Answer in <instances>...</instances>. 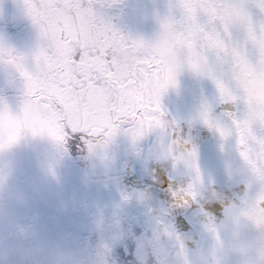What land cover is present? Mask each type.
I'll use <instances>...</instances> for the list:
<instances>
[{
  "label": "snow or ice",
  "instance_id": "6c2138e0",
  "mask_svg": "<svg viewBox=\"0 0 264 264\" xmlns=\"http://www.w3.org/2000/svg\"><path fill=\"white\" fill-rule=\"evenodd\" d=\"M97 0H25L45 45L35 54V71L23 57L0 48L3 61L20 75L26 88L22 114L0 110V149L15 144L24 132L47 135L58 143L84 138L89 146L108 143L127 129L134 139L154 130H166L161 98L176 86L184 63L195 73L216 79L217 68L226 67L235 92L246 104V115L234 121L240 155L242 146L264 150V0L254 7L261 16L256 23L244 3L229 0H176L179 18L162 22V34L154 45L130 41L100 19ZM246 32L243 44L231 41V29ZM222 99L235 100L225 84L216 79ZM203 122L227 140L233 135L213 124L209 114ZM175 136V132L172 133ZM174 140L166 151L177 163L186 162L199 179L195 149H176ZM180 202L194 197V184L173 194ZM264 211V196L256 203Z\"/></svg>",
  "mask_w": 264,
  "mask_h": 264
},
{
  "label": "water",
  "instance_id": "95a60500",
  "mask_svg": "<svg viewBox=\"0 0 264 264\" xmlns=\"http://www.w3.org/2000/svg\"><path fill=\"white\" fill-rule=\"evenodd\" d=\"M125 2L138 41L148 45L159 41L163 21L169 18L178 19L180 15L176 0ZM229 2L246 4L254 21L260 22L261 16L254 7L256 0ZM245 38L246 32L243 29L238 26L231 29V41L234 44H243ZM213 59L210 57V63ZM213 66L217 68L216 79L232 90L237 99H222L216 79L193 72L186 63L177 73L176 86L169 88L163 95L169 117H177L180 132L178 136V127L172 124L169 138L160 154L157 171L162 170L164 177L174 179L173 183L179 184L178 178L181 177L182 182L185 180V183L194 184L195 195L185 209L190 213L195 212L198 217L205 215V220L202 219L205 224L185 213L179 214L180 217L172 216L176 235L180 236L183 247V254L180 251V256L185 257L182 264H190L193 254L198 252L197 249H204L210 244L212 229L226 221L230 210L259 196V179H264V150L257 151L251 145L242 146L248 153V158L245 159L240 155L234 132V121L244 118L246 104L239 98V93L235 92L227 68L216 64ZM204 112L209 114L214 125L232 131L233 135L227 140L222 139L215 128H209L203 122ZM173 131L175 136L172 135ZM255 133L257 136L264 135L259 127L255 129ZM176 135L181 142L176 149L177 156L185 149L196 151L198 180L188 163H177L166 151V147L176 140ZM176 168L177 174L174 175L173 170ZM187 227H192V230Z\"/></svg>",
  "mask_w": 264,
  "mask_h": 264
},
{
  "label": "clouds",
  "instance_id": "9594fccd",
  "mask_svg": "<svg viewBox=\"0 0 264 264\" xmlns=\"http://www.w3.org/2000/svg\"><path fill=\"white\" fill-rule=\"evenodd\" d=\"M34 163L33 174L21 175L16 159L0 151V264H99L95 253L67 234L53 233L35 211L37 199L59 198L62 186L56 158L37 153ZM259 185V196L230 210L226 221L212 229L210 244L194 253L190 264H264V211L255 210L264 196V179Z\"/></svg>",
  "mask_w": 264,
  "mask_h": 264
},
{
  "label": "rangeland",
  "instance_id": "374dc122",
  "mask_svg": "<svg viewBox=\"0 0 264 264\" xmlns=\"http://www.w3.org/2000/svg\"><path fill=\"white\" fill-rule=\"evenodd\" d=\"M22 4L21 10H22V16H18V12H16V18H19L23 22V29L24 31L22 32V35L24 36L25 43L26 45H29L30 47L27 49H16L17 45L14 43L12 46H9V42L7 41L10 40V35L7 33L5 30L6 25L0 26V36H4L6 40L5 43L2 39L0 40V48L10 51L13 55L18 56V57H23L26 62V67L29 69V71H35V62H34V56L35 54L45 45V40L43 39L41 35V30L40 28L33 22L32 18L28 14V11L25 7V0H12V6L10 5L11 9V18L14 17V10L16 7L19 6V4ZM94 11L96 12L97 16L101 19L105 18L107 16V19L112 20L113 23L110 24L112 25L116 31H118L122 36H124L126 39L130 41H138L137 35L135 33L133 24L131 22L130 16L128 14L127 6L125 0H97V2L94 4ZM5 9L0 5V13L3 12ZM101 13H103L101 15ZM22 18V19H21ZM9 20L12 21V19L9 18ZM1 24V23H0ZM1 39V38H0ZM11 41V40H10ZM26 88L23 79L20 77V75L15 71L12 66L9 64L0 61V110L7 109L9 110L13 115L19 116L22 114V110L24 107L25 102H23L25 99L26 100ZM161 105H162V110L164 112V119L166 124L169 126L166 130H154L152 131V137L151 139L149 138V133L144 136V150L142 151L141 156V164L144 166H140L142 169H146L147 171L153 172L154 170L157 171L158 168V163H159V158L160 154L169 138L170 132L172 130V125L170 123V117L163 99V96L161 98ZM125 133L129 137V141L132 142L134 139L133 136L129 131L124 130ZM120 133H118V141H109V149H111L113 155L117 157V167L118 170L120 169L121 172L125 173V168L127 167L128 164V148L124 144V140L122 136H120ZM49 136L47 135H41V136H24L22 135L20 139L10 147L6 149H0V151H5L7 152L10 156L14 157L16 161L18 162L19 168L21 175H31L35 171V163H34V156L37 153H45L53 156L58 160L57 164V176L60 181V184L62 186V193L64 194V201H61V198H56V197H44L37 199L34 203V206L36 208H39L41 204L45 203V201H48L51 203L52 201H56V204L59 206L56 207H67L70 200L73 204V202L76 199V195L78 194V191L81 192L80 189L85 188L82 190L84 195L85 194H90V185H88V188L86 187L87 183L84 179V163L85 160H87L85 157H76V155L73 156H68L67 154H62L58 153L56 149L50 148V140L54 141L52 138L50 140L48 139ZM134 142L130 143L132 146ZM89 156L91 158V167L95 168L98 172L105 176H109V173H111V167L109 166L110 163H101L99 159L101 157L107 156V154H103L104 156H101V154H98L94 149H89ZM109 158V155H108ZM107 159L106 161H108ZM111 162V158H110ZM116 164L114 161L113 164ZM106 165L107 167H103ZM139 167V168H140ZM145 167V168H144ZM93 168V169H94ZM95 171V170H94ZM120 172V171H119ZM109 179H104L101 182V185L103 187H99L98 189L102 191H106V187L109 188ZM85 182V185H84ZM113 183V182H111ZM89 189V190H86ZM128 187H123L121 185H114L113 188H109V191H114L115 196L117 200H120V202L124 201L127 202V199L129 194L130 198L134 197V192L130 191ZM123 193V194H121ZM43 200V201H42ZM51 201V202H50ZM112 201V200H109ZM108 201V202H109ZM113 202V201H112ZM146 204L149 206L150 209H143L144 215L149 218L150 213L153 209L152 206H150L147 201L142 202V207L143 205ZM64 205V206H63ZM134 205V204H133ZM34 207V209H36ZM65 213H67V210H64ZM51 212V211H49ZM48 212V213H49ZM52 215V213H51ZM70 215V214H66ZM142 215L146 222L147 225H141L139 230L135 229V231L129 230V235L135 234L138 239L141 238L143 239L144 236L147 235L148 237V246L150 250L153 249L151 246V242L153 238H156L157 232L155 233V229H152L150 225H148L149 220L146 219ZM52 216H49V220L52 221L53 218ZM74 217L71 215L68 217V221H66L64 227L67 226V223L69 225H74L76 221L73 219ZM57 224V221L50 222L49 225H55ZM137 230V231H136ZM124 232V231H123ZM63 234H67L70 237H73L74 234L72 231H70V228L67 227V230L63 231ZM175 237L177 238L176 232H175ZM174 240V239H173ZM78 244L77 242H75ZM96 244V243H94ZM84 246V245H82ZM91 252L97 253L98 255L102 250V247L99 245H95L94 247H91L90 245H86ZM144 250V253L147 252L146 249ZM143 255V254H142ZM180 255V252H179ZM99 258V264H101V259L102 261L105 258ZM157 254H153L154 261H156ZM178 257V256H177ZM147 258V257H146ZM181 258V257H178ZM148 261H152L148 258ZM129 262H132V258H129ZM171 264H173V261L171 260Z\"/></svg>",
  "mask_w": 264,
  "mask_h": 264
},
{
  "label": "flooded vegetation",
  "instance_id": "af4514ba",
  "mask_svg": "<svg viewBox=\"0 0 264 264\" xmlns=\"http://www.w3.org/2000/svg\"><path fill=\"white\" fill-rule=\"evenodd\" d=\"M1 2H3V0H0V5ZM51 145L58 153L65 154V143L54 141ZM119 178H121V176H119ZM150 180L151 182H156L153 191L157 194L148 195L147 203L153 207L149 216L151 220L149 225H156L159 220H164L165 223H172L170 218L172 213L162 211V198L164 193L169 192V185L160 186L159 179L153 176L150 177ZM121 182L129 181L125 178H121ZM159 186L163 188L162 195L161 190L158 189ZM97 187H99L98 183ZM80 190L81 192L78 191L79 195H76L73 205L65 206V208L61 206L56 207L59 205L56 204L55 206V200L52 202L50 201L51 203L45 201L39 208L34 206L36 208L35 211L40 216L52 210L56 211L53 219L57 221V224L50 225L53 233H63L64 229L66 231L68 227L74 234V236L71 237L74 243L77 242L78 245L81 246H101L102 250L99 255L98 252L96 253V256L105 258L103 261L101 259V264H171V260L176 264H182L184 262V257L182 258L179 255L180 251L183 254V247L180 243V239L175 237L176 227L168 228L170 231L169 246L171 245V249H167L163 253L162 246L158 245L162 244L161 241L158 238H153V242H151V246L153 247L152 251H158L155 259L156 261H154L153 256L149 254L141 255L138 253L137 246L140 242V238L138 239L135 234L129 235V230H131V228L132 231H135V229L139 230L141 227L139 216L135 213L137 203L141 204L142 209V202L138 195L130 198L129 194L127 202H120L121 199L117 200V198L114 197L115 192L109 191V189L102 192L99 189L89 190L90 194L88 195H84L83 189ZM153 197L156 199H153ZM59 198H61V201H64V194L62 193ZM165 198L166 197H164V199ZM154 201H156V203ZM64 210H67V213H65ZM66 214H70V216L72 215L74 217L73 219L76 221L74 225H69L67 223V226L64 227L66 221L69 220V215ZM131 249L132 253H130ZM129 258H132L131 263L129 262ZM148 258L152 261H148Z\"/></svg>",
  "mask_w": 264,
  "mask_h": 264
},
{
  "label": "bare ground",
  "instance_id": "6f19581e",
  "mask_svg": "<svg viewBox=\"0 0 264 264\" xmlns=\"http://www.w3.org/2000/svg\"><path fill=\"white\" fill-rule=\"evenodd\" d=\"M103 13H101V15H102ZM82 154L84 155V156H86V157H88V155H87V153L85 152V151H83L82 152ZM81 164H84V163H81ZM84 166H85V164H84ZM144 179V178H143ZM155 203H156V201H154ZM145 209H148V206L146 205L145 207H144ZM52 217L54 216V215H51ZM170 218H171V220H172V216L170 215ZM159 226H162L161 228H162V231H164V233H168V228H174V224H173V220H172V223H165V222H162L161 223V225H159Z\"/></svg>",
  "mask_w": 264,
  "mask_h": 264
}]
</instances>
